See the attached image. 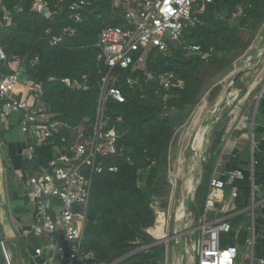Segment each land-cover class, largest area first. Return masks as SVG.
<instances>
[{
  "label": "trees",
  "instance_id": "1",
  "mask_svg": "<svg viewBox=\"0 0 264 264\" xmlns=\"http://www.w3.org/2000/svg\"><path fill=\"white\" fill-rule=\"evenodd\" d=\"M34 1L0 0V21L11 15V24L4 23L0 30V44L7 56L6 62H0V75L18 71L15 60L20 59L29 82L44 84L43 102L53 120L65 127L61 134L66 136L77 127L90 132L97 117L101 78L108 71L98 60L100 34L108 27L128 28L125 8H114V0H46L54 12L48 20L31 11ZM73 1L89 3L78 22L70 11ZM263 28L264 0H216L184 29L180 44L172 45L167 53L152 50L145 71L116 70V87L124 102L106 100L105 130L117 137L123 154L101 157L98 162L104 172L93 178L83 236L84 250L94 253L93 264H165V244H158L148 231L155 225L156 209H169V151L175 134L191 117L204 87L230 72ZM61 35V43L51 46V38ZM185 46H199L200 52L188 53ZM165 73H173L183 86L165 92L159 83ZM83 77L87 86L83 90H71L59 80L83 82ZM128 78L137 83L128 85ZM165 93L171 95L166 103ZM214 135L210 160L196 192L199 214L204 212L209 179L225 140L221 124ZM55 147L65 151L60 136L37 147L32 172L48 167L56 156ZM194 150L198 152L197 147ZM111 167L117 171L110 172ZM229 192L230 187L226 196ZM221 246L228 247L225 235Z\"/></svg>",
  "mask_w": 264,
  "mask_h": 264
},
{
  "label": "built area",
  "instance_id": "2",
  "mask_svg": "<svg viewBox=\"0 0 264 264\" xmlns=\"http://www.w3.org/2000/svg\"><path fill=\"white\" fill-rule=\"evenodd\" d=\"M215 1L114 0V8L120 6L125 8L124 15L128 28L108 27L100 34L97 45L98 60L103 62L108 71L101 78L97 117L90 132L86 128L77 127L69 129L66 136L61 134L65 127L53 120V115L49 113L43 102L44 84L32 83L29 80L23 81L19 77V73H24L22 69L24 62L20 59L15 60L18 71L11 75H0L2 115L6 117L17 113L21 115L20 132L26 143L29 161L34 163L36 160L37 147L45 145L47 141L57 136H60L65 150L62 151L60 147H55L54 160L48 167H40L33 171L26 182L27 188L36 201V213L29 231L23 237L39 241L38 246L26 249L31 264H93L94 253L86 252L83 248L84 230L89 220L88 206L93 178L96 174L104 172L102 163L98 162L101 157L123 154V149L117 144V137L105 130L108 124L105 116L106 100L111 98L119 103L124 102L121 91L116 87L118 80L116 70L131 68L133 72L145 71L149 53L152 50L167 53L172 45L180 44L184 29L193 22L197 14L203 13L206 5ZM88 5L86 1H73L70 4V11L75 21L81 20L82 10ZM31 11L43 15L48 20L54 17V12L46 0H35ZM4 23L11 24L10 14H6L0 21V30ZM62 38L63 35L52 37L51 46L60 44ZM184 50L188 53H199L200 47L185 46ZM139 52L140 56L135 59V55ZM6 61L7 56L0 44V62ZM55 80L57 78H50V81ZM59 80L71 90L87 88L86 77H83V82L71 78ZM136 83V80L127 79V84L130 86ZM159 83L165 92L173 87L183 86L173 73L159 76ZM21 90L26 91L22 98L19 97ZM170 97V94L165 93L162 99L166 103ZM246 121L245 117L238 122L237 129L243 130ZM227 146L228 143L224 150L229 154L232 148ZM221 165L222 161L219 160L217 166ZM109 171L116 172L117 168L111 167ZM221 175H215L210 181L204 216L197 226H194L195 219L192 212L177 210L173 215L170 209L167 211L156 209L157 218L150 236L157 242L159 239L166 241L169 236L163 234L167 224L176 219L175 234L191 238L189 244L195 264H236L239 256L238 248L221 246L222 235L232 232L231 224L226 220L209 224L207 215L214 211L217 205L226 204L227 188L230 187L232 190L231 198H237L238 193L233 186L236 181L244 179V173L241 170H234L226 173L225 178H221ZM254 205L253 201L250 209L252 214L249 229L251 236L247 240L252 260L255 256L257 238ZM180 219L185 220L182 228L179 226ZM261 229L264 234V226ZM43 238L46 243L42 241ZM0 253V264H15L6 240L0 239ZM257 261L258 264H264V256Z\"/></svg>",
  "mask_w": 264,
  "mask_h": 264
},
{
  "label": "crops",
  "instance_id": "3",
  "mask_svg": "<svg viewBox=\"0 0 264 264\" xmlns=\"http://www.w3.org/2000/svg\"><path fill=\"white\" fill-rule=\"evenodd\" d=\"M25 93L26 91L21 90L19 97H24ZM242 101L241 107L235 113L229 114V118L226 119L229 120L228 122L224 123L221 120L219 123L222 128L227 125V130L221 152L216 160L214 173L209 179V187L210 181L215 175L220 176L222 174L221 178H225L226 173L234 170H241L244 173V179L236 181L233 186L238 193L237 198H231L230 192L232 190L230 188L229 195L226 196L225 208L223 204L217 205L214 211L208 213L207 222L215 224L222 220L228 221L232 226V232L223 234L227 237L228 246H236L237 248L241 246L246 252L245 257L251 258V251L247 246V240L251 236L249 230L251 224L247 226L244 222L247 218L252 223L250 209L254 201V217L257 232H259L256 238L254 260L251 259V264H254L256 260L264 256V234L261 232V228L264 226V84H257L253 89H250ZM245 117L247 121L244 129H237V123ZM20 124L21 115L19 113L7 117L2 115L0 104V239L6 240L15 264H31L26 249L35 247L33 242H37L39 245V241L33 238L25 239L23 236L29 231L36 213V201L26 186L28 177L33 173L31 170L33 163L29 161L26 143L20 132ZM214 138L215 135H213V141ZM226 143H228L229 148H232L229 154L225 153L224 150ZM192 151L195 152L194 148ZM203 160L205 162V159ZM203 160L201 168H203ZM209 160L210 153H208V161L206 160L205 164ZM219 160L222 161V165L218 167L217 162ZM203 174L201 169V184ZM196 192L193 195L191 211L188 205L189 193L185 196L183 192L179 194L173 190L169 204V209L173 215L177 210L192 212L195 219L194 226L199 224L205 212V209L202 214L198 212ZM177 194L181 195L179 199L176 197ZM183 223L185 220L180 219V228H182ZM152 230L153 228L149 229L148 233L150 234ZM176 230L177 220L175 219L174 222L173 219L168 222L163 234L169 238L166 239L165 243H158L166 246L165 264H183L187 259L189 264H193V253L192 250L191 253L189 251L191 238L181 237L180 234L176 235ZM259 240L260 246L257 244ZM257 246L259 252L256 251ZM171 260L172 262H169Z\"/></svg>",
  "mask_w": 264,
  "mask_h": 264
},
{
  "label": "rangeland",
  "instance_id": "4",
  "mask_svg": "<svg viewBox=\"0 0 264 264\" xmlns=\"http://www.w3.org/2000/svg\"><path fill=\"white\" fill-rule=\"evenodd\" d=\"M246 68L249 70L248 74L241 79V82H237L232 86V80L236 73L245 70ZM216 81V83L211 82L210 92L207 93L202 101L199 100V104L193 110V113L186 124L177 130L172 146L170 147L169 158L171 172L169 179L172 189L179 192V194L183 192L185 195L191 192L195 195V189L198 186L201 177V162L203 159H205V162L206 160L208 161V153L213 141L214 128L212 123H215L216 127L221 120L224 121V123L226 121L228 122L229 120L226 119L229 118V114L231 112L235 113V111L241 107L243 104V101L241 100L244 99L247 92L250 89H253L257 84H264V28L249 51L234 63L232 70L224 76H219ZM204 101L206 102L204 115L197 125L196 112L198 106ZM223 128L225 132L227 130V125ZM189 129L193 130L192 136L194 137L188 139L189 136L187 134L189 133ZM204 135H206L207 144L205 145V150L202 153H199L202 141L203 139L205 140ZM194 147H197L198 152L192 151V148ZM180 196L177 194L176 197L180 198ZM244 223H246L247 226H250L251 220L246 218ZM42 241L46 243L45 238H43ZM259 242L260 240L257 242L258 245ZM238 250L239 256L236 260V264H251V258L245 257L246 252L243 251L241 246H238ZM189 251L191 253L190 247ZM256 251L259 252L258 246ZM170 257H172V254H170ZM169 262H172V260ZM189 263L188 259L183 262V264ZM152 264L162 263L157 261ZM254 264H258V261L256 260Z\"/></svg>",
  "mask_w": 264,
  "mask_h": 264
},
{
  "label": "water",
  "instance_id": "5",
  "mask_svg": "<svg viewBox=\"0 0 264 264\" xmlns=\"http://www.w3.org/2000/svg\"><path fill=\"white\" fill-rule=\"evenodd\" d=\"M248 69L246 68L245 70H241L239 72L236 73V75L234 76L233 80H232V86L234 84H236L237 82H240L241 79L246 75L248 74ZM19 77L23 80V81H27L28 80V77L24 74V73H19L18 74ZM239 86V85H238ZM244 88V87H242ZM211 90V83H209L207 86L204 87V89L202 90L201 94H200V101H202L205 96L207 95L208 92H210ZM213 128L215 127V123L212 124ZM205 139H206V135H205ZM205 162L203 163L202 165V173H204V170H205ZM200 184L201 182H199L198 186L196 187V190L200 187ZM192 199H193V194L190 192L189 195H188V205H189V210L191 211L192 210ZM166 241H160L158 243H165ZM193 264H195L193 262Z\"/></svg>",
  "mask_w": 264,
  "mask_h": 264
},
{
  "label": "bare ground",
  "instance_id": "6",
  "mask_svg": "<svg viewBox=\"0 0 264 264\" xmlns=\"http://www.w3.org/2000/svg\"><path fill=\"white\" fill-rule=\"evenodd\" d=\"M263 64V63H262ZM243 79V78H242ZM241 82V81H240ZM257 89V88H256ZM231 91H233V90H231ZM233 93V92H232ZM234 96V95H233ZM227 100H228V98H227ZM236 100V99H235ZM242 101V100H241ZM205 106H206V102L204 101L202 104H200L199 106H198V110H197V112H196V115H197V119H196V122H197V125H198V123L201 121V119L203 118V115H204V111H205ZM232 110V109H231ZM219 118V117H218ZM213 124V123H212ZM220 125V124H219ZM208 129V128H207ZM192 131L193 130H188V139L190 138V137H194V136H192ZM200 132V131H199ZM191 135V136H190ZM185 136V137H186ZM208 137V136H207ZM197 138V137H196ZM204 138H205V135H204ZM207 144V142H206V140H204L203 139V141H202V146H201V148H200V150H199V153L201 152H203L204 150H205V145ZM179 161V160H178ZM176 176H177V173H176ZM183 176V175H182ZM180 177V176H179ZM184 178V177H183ZM189 184V183H188ZM193 185V184H192ZM179 199V198H178ZM179 204V203H178ZM181 207H182V205H181ZM175 222V221H174Z\"/></svg>",
  "mask_w": 264,
  "mask_h": 264
}]
</instances>
